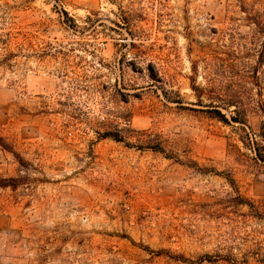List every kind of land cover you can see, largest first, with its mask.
Segmentation results:
<instances>
[{"label": "rangeland", "instance_id": "374dc122", "mask_svg": "<svg viewBox=\"0 0 264 264\" xmlns=\"http://www.w3.org/2000/svg\"><path fill=\"white\" fill-rule=\"evenodd\" d=\"M0 137V264H264V0H0Z\"/></svg>", "mask_w": 264, "mask_h": 264}, {"label": "trees", "instance_id": "16d2710c", "mask_svg": "<svg viewBox=\"0 0 264 264\" xmlns=\"http://www.w3.org/2000/svg\"><path fill=\"white\" fill-rule=\"evenodd\" d=\"M225 121V120H224ZM0 147H2L5 151L11 153L12 155H14L17 159L19 158V155L13 150L12 147H10L8 144H6V142L4 141V139L2 137H0ZM156 151H163V150H156ZM163 153V152H162ZM261 160L264 161V157L261 156ZM18 180L14 179V180H10V181H7V180H0V188H8V187H12L14 189H16V187H18V184H17ZM237 203L238 205H248L250 207L253 206V203L250 202L249 200H245V199H240V198H237ZM177 258H179L178 256H176ZM183 256H181V259ZM209 260L211 259V257L208 258ZM205 260V258H201L200 261L203 262ZM195 264H198V263H195Z\"/></svg>", "mask_w": 264, "mask_h": 264}]
</instances>
